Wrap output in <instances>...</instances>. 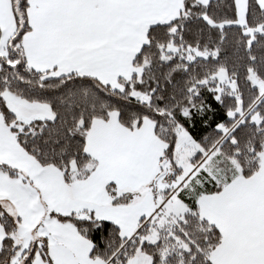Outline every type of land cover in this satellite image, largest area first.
I'll use <instances>...</instances> for the list:
<instances>
[{"label": "snow or ice", "instance_id": "1", "mask_svg": "<svg viewBox=\"0 0 264 264\" xmlns=\"http://www.w3.org/2000/svg\"><path fill=\"white\" fill-rule=\"evenodd\" d=\"M0 264H264V0H0Z\"/></svg>", "mask_w": 264, "mask_h": 264}]
</instances>
